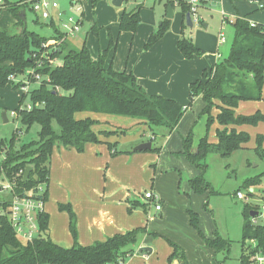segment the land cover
Listing matches in <instances>:
<instances>
[{
  "label": "trees",
  "instance_id": "trees-1",
  "mask_svg": "<svg viewBox=\"0 0 264 264\" xmlns=\"http://www.w3.org/2000/svg\"><path fill=\"white\" fill-rule=\"evenodd\" d=\"M168 4L174 6L171 2L165 5ZM179 5L185 23V15L190 12V5L186 0H180ZM1 6L17 19L16 23L20 24L22 18L19 10L28 7L29 4L26 0H3ZM140 6L122 12L119 20L121 31H135L141 20ZM168 22V19L161 21L145 47L162 37L168 28ZM232 25L234 34L228 55L209 70H203L201 78L189 84L186 106L171 98L147 94L131 72L115 71L111 66L105 67V51L93 59L84 42L78 48L68 49L64 46L65 41L57 49L49 47L50 43L43 46L49 39L57 37L56 28L52 37L28 30L25 26L15 33L0 28V87L8 83H11L13 88L21 87L23 83H13L9 76L22 74L26 69L35 66L36 59H40L42 64L35 67V70L45 77L36 88L22 94L18 101L19 105L14 110L26 131L34 123L39 125L38 139L22 143L16 148L20 128H15L9 138L0 139V150L4 151V157L0 159V175H6L18 194L45 182L46 201L48 162L53 148L62 145L73 147L80 152L86 142H98L97 134L91 129L95 120L90 117L75 118L76 112L89 111L136 117L145 120L149 127L165 126L172 130L193 99L200 96L204 101L201 114L206 117V132L199 138L193 152L191 150L193 133L189 131L183 138L182 153L192 165L201 170L198 176L189 179L191 188L196 193L209 190L210 185L202 175L207 166L206 154L217 152L221 156H228L249 140L248 133L237 132L235 128L228 129L227 126L256 125L258 122H264V114L259 111L248 115L236 114L234 111L239 101L261 99L264 80V31L260 27H251L246 20L239 18ZM176 46L185 59H192L204 53L183 33L176 41ZM45 55L48 58L44 57ZM60 56L62 62L58 65H53L48 60L49 58L55 60ZM31 81L35 82L34 79ZM27 94L33 104L30 110L20 107ZM212 108L218 110L215 116L211 114ZM214 121L223 128L216 129L217 141L213 143L208 141L207 131ZM53 122L58 125V132L53 129ZM263 140V135H256L255 150L259 153L264 152ZM108 147L112 149L114 145L110 144ZM27 166H31L32 170L24 181L23 174L18 175V172L20 170L24 172ZM261 176L247 178L243 186L260 183ZM59 210H66L69 214V229L73 238V243L69 247L60 246L49 238L48 214L45 211L38 218L40 235L31 243L20 241L7 218L0 217V264H110L129 254L138 237L146 232L145 228H135L125 233H116L102 241L81 245L77 241L70 209L66 205H59ZM253 210H256V205L245 204L242 211L240 264L250 262L251 252H248L249 248L245 244L247 239H254L257 243L256 249L264 250V222L256 225L251 223L250 211ZM188 214L190 224L197 230L205 245L215 251L230 249V243L218 235L212 238L205 237L198 226L197 213L188 210ZM168 243L172 246V252L168 256L169 263L172 259H177L179 264H190L176 243L170 241Z\"/></svg>",
  "mask_w": 264,
  "mask_h": 264
},
{
  "label": "crops",
  "instance_id": "crops-1",
  "mask_svg": "<svg viewBox=\"0 0 264 264\" xmlns=\"http://www.w3.org/2000/svg\"><path fill=\"white\" fill-rule=\"evenodd\" d=\"M206 1H220L223 5L222 0ZM238 1L241 0L230 1L235 6V11L227 12L223 9L224 7L221 9V25L233 23L237 19L235 17L243 15L236 6ZM242 1L246 3V1ZM2 2L3 0H0V12L4 8L1 6ZM125 2L127 3L125 4ZM125 2L115 9L116 17L110 19L108 14L113 10L109 5V3L112 4L111 0H98L94 6L93 14L91 9L88 19H85L84 15L81 28L74 38L78 40L72 42L66 39L65 48H74L76 45L80 47L84 42L92 58L96 59L107 40L103 36L105 28L113 27V31L118 30L119 33V20L122 12L134 9L138 4H144V1L141 2V0ZM248 5L255 12L253 7ZM27 8L30 9L28 6L19 10V15L22 18L20 24L16 23L17 19L6 8L3 9V11L9 12L8 18L11 17L16 23L15 32L20 31L23 26L27 28ZM166 9L167 6L164 5V17H166ZM222 13L227 18L224 23H222ZM38 18L40 17L36 16L34 21L38 22ZM43 22L53 28L54 34V25L44 20ZM85 23L88 24L87 27ZM1 25L0 27H6L7 24L1 22ZM203 25L206 28L208 23L205 22ZM150 31L151 29L145 31L140 29L136 44L130 43L129 49L127 46L130 39L128 41V37L125 35L121 42L127 46L120 48L118 54L111 59V63L116 70L125 69L132 72L147 94L171 98L182 106H186L189 84L195 79H200L203 70H209L211 66L225 58L229 50L226 53L224 43L220 45L217 43L218 33L212 44H199L198 48L204 53L192 59H185L181 55L175 44L176 36H165L158 40L149 51H145L142 49V44ZM138 32L139 29L137 34ZM81 33L84 35L83 40L79 39ZM94 33L97 36L101 33L104 37L101 40V45L98 44L97 47L93 40ZM135 33L136 29L132 35ZM114 54H116V50ZM253 101L255 100L239 101L234 109L235 113L248 115L256 110H263L260 104H255ZM191 105L184 110L183 116L175 128L168 130L167 134L166 130L162 131L164 141L161 145L153 146L152 140L157 137L154 132L156 135L153 134L152 140H149L151 147L145 150H133V146L142 142H136L138 138L133 140L132 137L125 142L127 137L121 133L123 131L114 128L118 127L114 126L118 124H112L109 120L112 116L117 115L89 111L76 112L75 118L90 117L95 120L91 129L97 134L98 142H86L80 152L73 147L62 145L53 148L48 167L49 179L44 203V211L48 214L49 238L63 247L72 245L69 214L66 210H59V205H66L73 214L77 241L81 245L102 241L116 233L145 228L146 232L138 237L135 245L131 247L132 251L125 255L124 264H179L177 259L168 262V256L172 252V246L168 241L176 243L183 250L190 264H220L217 251L205 245L197 230L190 224L188 214V210L197 213L198 226H201L202 215L208 217L205 209L202 210V204L208 203L205 200L207 194L211 193L208 190L196 193L189 184V179L198 176L201 170L192 165L183 155V135L189 125L198 126L199 130H196V133L193 130H188L193 133L191 150L195 152L199 138L206 132V117L198 112L200 110L201 113L204 101L200 96H196ZM193 106L196 107L195 110H193ZM191 109L192 111H190ZM217 112L216 108H212L213 116ZM118 120L130 122V124L119 127L131 126L139 121L138 119L131 121L126 117H120ZM262 123L264 122H258L256 125H228L227 128H235L237 132L247 133L251 126L253 137L256 138L257 134L264 136ZM221 128L223 126L216 121L211 124L207 135L209 142L217 141L216 129ZM105 131L110 133L105 134ZM203 131L204 134L201 135ZM126 143H129L130 146L122 148L121 145ZM110 144L114 145L112 149L108 147ZM262 148L264 149V140ZM177 170L179 171L177 172ZM204 173L205 170L202 172L203 178ZM141 187L144 188L143 191H139ZM145 191H151L156 199L153 201L145 198ZM263 191L264 189L260 193L261 197ZM249 197L255 198L257 195L252 191V194L249 192ZM157 203L160 205L159 209L154 207V204ZM201 231L203 232V230ZM211 233V230H207V233L203 234L207 238H212L214 234Z\"/></svg>",
  "mask_w": 264,
  "mask_h": 264
},
{
  "label": "rangeland",
  "instance_id": "rangeland-1",
  "mask_svg": "<svg viewBox=\"0 0 264 264\" xmlns=\"http://www.w3.org/2000/svg\"><path fill=\"white\" fill-rule=\"evenodd\" d=\"M8 1H16V0H8ZM142 1H144V4L140 6V11H139L142 21L140 25L136 27V33L135 35L133 34L134 37L131 31H121L119 29L120 32L118 33V30L113 31V27L109 26L105 28V34L103 36L107 40L103 48L100 49V53L105 51V55H104L105 67L111 66L115 71L125 70V69L116 70L111 63L112 62L111 59L118 54L120 48L122 49L123 47L125 48V46H127L126 44H123V42H121L124 40L125 35L128 37V41L130 39L127 49L131 47L130 43L134 45L136 44V40L137 37L139 36L140 29L143 31L151 29V31L147 35L148 37L145 39V41L142 44V49L145 51L147 50L149 51L158 40H160L165 36L167 37L176 36L178 40L181 36V33H183L184 36L190 37L193 44L196 47H198L199 44H204V43L212 44L216 35L219 32H223L225 37V41L223 44L224 50H226V53L228 52L233 39L234 27L232 23H224L223 25H221L220 20H221V9L223 7H224L223 9L226 10L227 12L235 11L234 10L235 6L230 1L222 0L223 5H221L220 1L213 2L206 0H198L196 2L197 4L196 17L197 20H199V22L198 23L194 22L192 26H187L186 22L184 23V20L182 19L183 18L182 9L179 4L173 6L174 9H173L172 17L166 18L163 15H164V5L168 2L167 0H161V1L141 0V2ZM96 2H98V0H92V1L89 0L86 2L85 19H88L89 16L91 15L90 13L91 9L93 14V9ZM126 3L127 2H125V4ZM246 3H244L242 0L236 3V6L239 8L240 12L243 13V15L241 16H244L247 19H252L256 22L264 23V9H262L261 11L255 10V12H253L252 8ZM109 5H111V8L113 10L108 14V16L110 19H113L116 17L115 9H117L118 7H115L110 3ZM3 9L1 10L2 12H0V14L2 13L0 15V26H2L1 22L7 25L6 27H0V28L9 29L11 32H15L16 23L13 22L11 17L8 18L9 12L3 11ZM36 16L37 15L29 8L26 9L27 29L37 31L43 36L51 37L53 34V28L51 26H47L46 24H44L41 18H38V22H35L34 19L36 18ZM164 19L169 20L168 28L166 32L156 42H154L148 47H145V44L147 43V40L149 39L151 34L157 30L159 23ZM205 22L208 23V26L206 28L203 25V23ZM60 23H61L60 20L56 18L54 27L57 29L61 28ZM87 25L88 24L85 23L86 27ZM138 29L139 32L137 34ZM76 36L77 34L73 37L68 36L67 41H72V42L75 41L77 39V38L74 39ZM103 36L101 33L98 36L96 33H94L93 40L96 43V47L98 46V44L101 45V40L104 38ZM79 39L80 40L84 39L83 33L80 34ZM77 47L78 46L76 45V47L74 48ZM115 50H116V54H114ZM61 57L62 56L55 58V62L57 65L62 62ZM21 75L22 74L15 76L17 77L18 82L17 81L16 82L12 81V82L18 84L22 83L23 79H20L19 81ZM43 79H45V77H43ZM37 86H38L37 82H32L29 83L28 87L25 89L22 87L13 88L11 83H8L3 87H0V139L9 138L14 132L15 128H20L21 132L19 133V136L15 143L16 148H19V146L22 143H26L31 140L38 139V131H39L38 124L36 123L32 124V126L26 131L25 126H23L20 123L19 119L17 118V115L14 116L11 115V111L15 110L16 107L19 105L18 101L19 98H21L22 94L25 93V91L27 90L30 91L36 88ZM28 102H30V100L27 94L21 104H26ZM253 102L255 104H260L262 106L263 110L261 109V111L259 112L264 114V80L261 91V99L255 100ZM187 103H188V98H187ZM195 108L196 107L193 106V110H195ZM3 111L6 113V117H7L6 122H4L2 119ZM190 111H192V109ZM198 112L200 115H202L200 113V110ZM120 117H126L131 121L132 119H138L139 121L136 124L133 123L131 126L119 127L130 124V122H124L118 120ZM109 120L112 122V124H118V125H114V126H118L114 128L123 131L121 133L126 135L124 137H127L125 142H127V140L131 139L132 137L133 140H136L138 138L136 142H140V141H142L141 143L147 142L149 140H152L151 136L156 133L157 134L156 139L152 140V144L154 147L156 144L161 145L162 141H164V136L162 135V131L166 130L165 132L167 134L169 130L167 127L165 128L164 126L149 127V125L146 124L145 120L130 116L117 115V116H112L111 118H109ZM262 124L264 125V123ZM52 125H53V129L56 132H58L59 131L58 125L55 122H53ZM190 126L191 125L186 127L187 129H186V133L183 135L184 137L189 132L188 131L189 129L193 130L195 133L197 132L196 130H199L198 126L196 125H194L193 127ZM208 131H207V135H208ZM247 133L249 135V140L246 142V144L241 148L234 150L228 156H221L217 152H209L205 156V163L207 166L205 168L204 178L206 182L210 185V189L208 190V192L211 193L207 194L208 196L206 197L205 200L208 201V203L202 204V210L205 209V212L208 214V217H203L202 215L201 217L202 223L201 226L199 225V227L201 230H203V233L206 234L207 230H211L212 232L211 234L218 235L230 243L231 247L228 251L222 250L216 252L218 262L220 264H240L238 258L240 255V242L242 239V224H243L242 211L244 209V205L253 204L256 205V208L262 210V197L260 196V193L264 189V152L262 151L259 153L255 150L256 142H255V137H253L251 126H249V130L247 131ZM203 134L204 131L201 135ZM128 144L129 143L123 144L121 145V147L124 148L126 146H130ZM3 157H4V151L0 150V159H2ZM49 164H50V159L48 162V166ZM178 171L179 170H177V172ZM181 173L183 175V172ZM258 175H262L260 179V183L253 185L251 187L243 186V183L247 178L256 177ZM101 178H103L102 175ZM250 188H252L253 193L256 194L257 197L255 198L249 197ZM143 190H144L143 187L139 189V191H143ZM237 191H241L245 195V198L238 199L235 196V193ZM48 236H49V231H48ZM245 244L247 246L248 241ZM248 264H253V262L250 261Z\"/></svg>",
  "mask_w": 264,
  "mask_h": 264
},
{
  "label": "built area",
  "instance_id": "built-area-1",
  "mask_svg": "<svg viewBox=\"0 0 264 264\" xmlns=\"http://www.w3.org/2000/svg\"><path fill=\"white\" fill-rule=\"evenodd\" d=\"M89 0H26L29 4L30 9L42 20L47 21L51 24H55V19L60 20L61 28H56L58 33L55 39L49 40L44 43L43 46L49 45L53 49H57L60 44L66 41L68 36H75L82 25L83 17L86 12V2ZM92 1V0H91ZM168 2L178 5L180 0H167ZM190 5V17L192 24L194 22H199L197 20V4L198 0H186ZM250 4L254 10L261 11L264 9V0H244ZM239 19L246 20L251 27H260L264 31V23L256 22L247 19L243 16L235 17ZM225 14L222 13V23L226 22ZM225 37L223 32H219L217 43L220 45L224 43ZM44 57L48 58L47 55ZM51 64H55V60L48 59ZM42 62L40 59H36L35 66L26 69L20 79L22 80V88H27L29 83H32L31 79L39 83L43 76L36 72L35 67L41 66ZM9 79L16 82L18 79L14 75H10ZM18 82V81H17ZM25 92H28L25 91ZM37 105V104H36ZM33 104L28 102L26 104H21V108L30 110ZM11 115H17L18 113L14 110L11 111ZM19 174H23L20 170ZM46 184L39 183L29 189L23 190L22 193L18 194L15 192L13 183L6 177V175H0V217L5 216L9 221L15 236L23 243H31L34 239L38 238L40 235L39 229V215L44 213V192ZM252 194V189L249 190ZM235 196L238 199L245 198V195L241 191H237ZM144 197L155 200L156 197L151 191H145ZM155 209H159L160 205L154 204ZM257 214L251 216L250 221L253 225L261 224L264 222V191L262 193V210L256 208ZM247 247L249 248L250 261L253 264H264V250H258L257 243L254 239H247ZM110 264H124L123 259L118 258L116 262Z\"/></svg>",
  "mask_w": 264,
  "mask_h": 264
},
{
  "label": "water",
  "instance_id": "water-1",
  "mask_svg": "<svg viewBox=\"0 0 264 264\" xmlns=\"http://www.w3.org/2000/svg\"><path fill=\"white\" fill-rule=\"evenodd\" d=\"M125 1H138V0H111V3H112V5L119 7ZM172 15H173L172 6L170 4H168L167 9H166V18H171ZM185 21H186L187 26H192V22H191V18H190L189 13H187L185 15ZM2 119L4 122L7 121L6 113L4 111L2 112ZM150 147H151V142L147 141V142H143V143L136 145L135 147H133V150H145V149H149ZM31 170H32L31 166H27L25 168V170L23 172V180L24 181L27 180ZM256 214H257V210L250 211V216H254Z\"/></svg>",
  "mask_w": 264,
  "mask_h": 264
}]
</instances>
